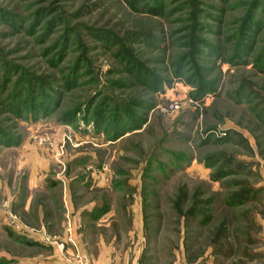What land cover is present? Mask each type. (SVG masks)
<instances>
[{"label": "rangeland", "instance_id": "374dc122", "mask_svg": "<svg viewBox=\"0 0 264 264\" xmlns=\"http://www.w3.org/2000/svg\"><path fill=\"white\" fill-rule=\"evenodd\" d=\"M101 240L264 264V0H0V264Z\"/></svg>", "mask_w": 264, "mask_h": 264}, {"label": "crops", "instance_id": "0c3cea01", "mask_svg": "<svg viewBox=\"0 0 264 264\" xmlns=\"http://www.w3.org/2000/svg\"><path fill=\"white\" fill-rule=\"evenodd\" d=\"M96 211H94V213L91 215V224L92 226H94L96 229L99 228H106L108 227V224L106 223L105 219H101L104 215H106V210H103L102 208L100 209H95ZM102 240L100 242V246L98 248V253L97 256L94 258V256L92 257L91 254L86 253L88 256H90L91 258V263L92 264H110L112 261V259L114 258L111 254L112 252H110V248L108 247H104L102 248ZM103 249V250H101ZM83 251V250H82ZM84 252V251H83ZM88 252V251H87ZM43 264H52L51 262H46Z\"/></svg>", "mask_w": 264, "mask_h": 264}, {"label": "trees", "instance_id": "16d2710c", "mask_svg": "<svg viewBox=\"0 0 264 264\" xmlns=\"http://www.w3.org/2000/svg\"><path fill=\"white\" fill-rule=\"evenodd\" d=\"M252 20V19H251ZM250 26H249V23H247L246 25H245V32H244V36H243V39H242V41H241V44L242 43H244L245 42V34H247L249 31H250ZM139 76V81H145L146 82V84H148V86H151V84H154L153 83V79H147V78H142V76L140 77V75H138ZM143 79V80H142ZM52 92V91H51ZM42 104V105H41ZM41 104H39V105H27V103L25 104V105H27L26 107H24L26 110H28V112H30V113H32V114H34L35 112H37V111H41V109L43 108L44 109V102L43 103H41ZM133 119H135L133 116H131V120L133 121Z\"/></svg>", "mask_w": 264, "mask_h": 264}, {"label": "built area", "instance_id": "2783aa9c", "mask_svg": "<svg viewBox=\"0 0 264 264\" xmlns=\"http://www.w3.org/2000/svg\"><path fill=\"white\" fill-rule=\"evenodd\" d=\"M81 264V263H80Z\"/></svg>", "mask_w": 264, "mask_h": 264}]
</instances>
